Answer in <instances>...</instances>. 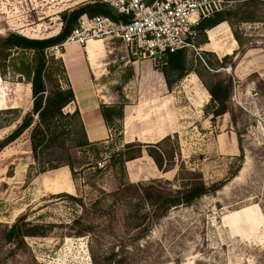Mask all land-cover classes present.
<instances>
[{"label":"rangeland","instance_id":"obj_1","mask_svg":"<svg viewBox=\"0 0 264 264\" xmlns=\"http://www.w3.org/2000/svg\"><path fill=\"white\" fill-rule=\"evenodd\" d=\"M63 1L0 0V110L12 109L0 111V124L8 123L0 126V140L33 107L26 75L33 51L3 48L2 38L40 24L44 31L27 35L54 36L64 26ZM242 4L234 6L256 12L255 21L232 18L204 32L194 26L196 47L184 49L187 73L170 87L163 73L166 58L138 60L118 40L98 41L92 52L84 47L112 118L109 139L74 148L73 170L63 165L40 171L30 129L1 150L0 264H95L93 254L107 264L113 253L111 264H117L130 247L142 249L132 256L135 264H264V1ZM57 45L49 56L62 58L64 52L74 76V45ZM49 66L56 69L51 60ZM217 80L232 85L234 119L212 113L208 86ZM167 135L159 144L165 171L145 144ZM139 143L142 156L125 162ZM242 155L241 168L230 178ZM179 174L183 183L195 176L207 185L225 184L151 220L148 230L134 231L126 219L129 198L116 193L119 188L159 179L165 190H175L183 180ZM15 223L39 234L9 241Z\"/></svg>","mask_w":264,"mask_h":264},{"label":"trees","instance_id":"obj_2","mask_svg":"<svg viewBox=\"0 0 264 264\" xmlns=\"http://www.w3.org/2000/svg\"><path fill=\"white\" fill-rule=\"evenodd\" d=\"M250 1L257 3L264 0H237L236 2L248 4ZM85 13L90 16L107 15L114 19L119 18L117 13L105 3L100 1L88 2L72 10L63 11L61 18L64 26L54 36L38 39L28 38L24 35L11 32L2 38L3 48L10 50L22 48L33 51L31 64H29L30 66H28L26 72L28 81L31 83L33 107L30 112L23 116L22 121L16 128L0 140V152L4 147L17 140L25 131L30 129L32 155L40 171L54 169L63 165H68L73 170L72 150L76 147L93 145L88 139L79 109L77 108L73 112L65 111V108L75 100V92L69 84L65 63L62 58H54V56H49L48 54L49 48L64 42L77 24L79 17ZM256 17V12L241 10V6L237 5L236 8L234 6L225 11L218 12L211 17L202 19L195 28L204 32L206 29H211L223 21L233 23L231 22L232 18H235L238 22H246L255 21ZM234 34L240 42L239 36L235 32ZM204 42L206 40L201 41V43ZM49 60L56 65V69L52 72L50 71L52 67L49 66ZM163 73L169 87L173 82L185 76L187 73V58L184 49L167 55ZM53 75H55L54 78ZM174 75L175 77L173 78ZM62 78L67 79L66 85L61 83ZM231 87V83H226L223 80H217L208 86V90L212 96L211 106L214 117L226 113H230L231 117H234V112L230 107ZM102 108L104 118L109 123L112 118L109 111L105 109L107 106L103 105ZM11 110L8 108L0 111L7 113ZM7 124V122H4L0 126ZM167 138H170V135H167L156 143L145 144L149 155L153 157L160 169H163L165 153L159 150V144ZM68 140L72 143L70 146H67ZM241 141V136H239L240 149L243 154L244 150ZM131 143H128V146L134 145ZM142 146L141 143L137 144V152L127 156L125 162L142 156ZM244 157L243 155L239 156L240 163L230 178L234 177L236 172L241 168ZM190 174L195 175V172H190ZM179 179L183 180L180 181L179 188L175 190H165L162 184H160L161 181L159 179H151L149 182L124 183L119 188L116 193L122 192L129 198L127 201L129 210L126 214V219L134 231L142 232L143 230H148L151 220H160L173 208L181 205H190L196 199L216 192L225 184V181H221L207 185L204 180L195 176H192L190 182L183 183L185 177L180 176V174ZM147 206L150 209H147ZM38 234L39 232L35 228L23 232L19 225L15 223L9 228L7 239L12 241L20 237L21 241L24 242L26 235ZM138 250H142L141 247H130L126 255L119 257L114 262L117 264H135L133 262L134 257L132 256H135ZM116 255L117 253H113L104 261L107 264H111L112 258ZM93 259L95 264H105L103 261L98 262L94 254Z\"/></svg>","mask_w":264,"mask_h":264},{"label":"built area","instance_id":"obj_3","mask_svg":"<svg viewBox=\"0 0 264 264\" xmlns=\"http://www.w3.org/2000/svg\"><path fill=\"white\" fill-rule=\"evenodd\" d=\"M100 1L118 15L82 14L61 43L86 46L92 39L118 40L138 60L158 61L169 53L195 48L194 26L204 18L225 11L237 0H86ZM59 49L52 46L49 49Z\"/></svg>","mask_w":264,"mask_h":264},{"label":"crops","instance_id":"obj_4","mask_svg":"<svg viewBox=\"0 0 264 264\" xmlns=\"http://www.w3.org/2000/svg\"><path fill=\"white\" fill-rule=\"evenodd\" d=\"M47 1V0H46ZM86 0H65L63 1V9L62 10H72L79 5L83 4ZM61 10V11H62ZM59 17H53V19H58ZM62 25V24H61ZM44 31L42 29V25H38L35 27L30 28H23L21 30V33H23L26 36L28 31ZM60 30V27L53 30L52 32L57 34ZM55 34V35H56ZM32 38H38V36H29ZM95 41V40H94ZM98 41L95 42H89L88 48L89 51L92 52L93 47ZM74 57L76 58V70L75 75L73 76L68 72V80L69 84L73 88L75 92V100L71 102L67 108L71 111H74L75 109H79L81 113V117L85 126V130L88 136V139L92 143H99V142H107L110 136V130L111 127L107 120L104 118L103 115V105L105 104V101H103L100 90L98 88V84L96 82L97 76L93 78L92 73L95 75L93 66L90 64V60L88 58V55L85 52L86 46H80L77 44H72ZM69 46V45H67ZM66 47V45L64 46ZM87 48V50H88ZM61 57L65 63V54L64 52H61ZM66 66V63H65ZM67 69V66H66ZM92 72V73H91ZM30 83V82H29ZM31 84V83H30ZM163 137V135H162Z\"/></svg>","mask_w":264,"mask_h":264},{"label":"bare ground","instance_id":"obj_5","mask_svg":"<svg viewBox=\"0 0 264 264\" xmlns=\"http://www.w3.org/2000/svg\"><path fill=\"white\" fill-rule=\"evenodd\" d=\"M94 40H95V41H102V40H99V39H92V40H90L89 42H95ZM89 42L87 43L86 47H88ZM72 44H75V43H67L66 46H67V45H72ZM77 45H78V44H77Z\"/></svg>","mask_w":264,"mask_h":264}]
</instances>
